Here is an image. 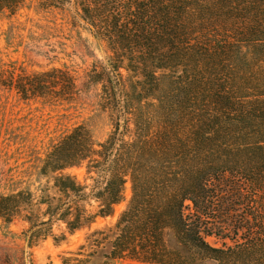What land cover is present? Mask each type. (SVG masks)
Listing matches in <instances>:
<instances>
[{
    "label": "trees",
    "instance_id": "trees-1",
    "mask_svg": "<svg viewBox=\"0 0 264 264\" xmlns=\"http://www.w3.org/2000/svg\"><path fill=\"white\" fill-rule=\"evenodd\" d=\"M28 1L66 14L105 51L86 85L100 87L110 134L96 143L73 128L41 169L85 168L93 181L54 178L68 229L111 215L129 190L100 264H190L167 248L166 230L200 260L264 264V0H0V15ZM17 71L2 70L0 84L24 100L66 103L80 92L68 67ZM24 196L0 194V218L11 223ZM88 201L95 215L83 213ZM107 236L93 232L91 252L82 246L63 264H94Z\"/></svg>",
    "mask_w": 264,
    "mask_h": 264
},
{
    "label": "rangeland",
    "instance_id": "rangeland-1",
    "mask_svg": "<svg viewBox=\"0 0 264 264\" xmlns=\"http://www.w3.org/2000/svg\"><path fill=\"white\" fill-rule=\"evenodd\" d=\"M37 1H28L16 14L0 15V72L18 70L26 74L52 68L68 67L76 78L80 92L66 103H50L43 99L24 100L15 91L0 84V194L23 192L19 211L11 223L0 218V264H63V258L85 246L91 252L87 238L95 231H105L106 250L93 258L94 264L115 237V226L126 200L113 208L112 214L95 218L81 228L70 231L56 215L60 192L54 178L69 174L86 186L93 184L85 168H72L56 174L42 173V166L53 147L77 126L86 127L96 143L110 134L111 120L99 106L100 87L86 85V75L92 66L104 60V50L79 36L68 22L66 14L42 8ZM89 193V190H88ZM98 202L80 204L83 213L95 215ZM45 224V225H44ZM34 227V228H32ZM36 232L30 244V237ZM167 248L187 259L190 264H214L200 260L179 244L172 230L164 232ZM208 241L219 245L214 238ZM110 264H142L130 260Z\"/></svg>",
    "mask_w": 264,
    "mask_h": 264
}]
</instances>
